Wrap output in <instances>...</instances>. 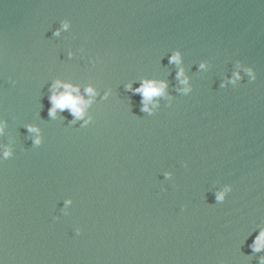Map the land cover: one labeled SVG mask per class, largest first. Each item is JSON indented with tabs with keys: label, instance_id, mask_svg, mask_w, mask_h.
<instances>
[{
	"label": "water",
	"instance_id": "95a60500",
	"mask_svg": "<svg viewBox=\"0 0 264 264\" xmlns=\"http://www.w3.org/2000/svg\"><path fill=\"white\" fill-rule=\"evenodd\" d=\"M0 122V264H261L264 0H0Z\"/></svg>",
	"mask_w": 264,
	"mask_h": 264
},
{
	"label": "clouds",
	"instance_id": "9594fccd",
	"mask_svg": "<svg viewBox=\"0 0 264 264\" xmlns=\"http://www.w3.org/2000/svg\"><path fill=\"white\" fill-rule=\"evenodd\" d=\"M63 28L68 27V22H63ZM60 29H57L56 34H59ZM170 62H180V53L176 52L170 57ZM203 67V65H201ZM240 68L241 64L237 62L236 66V72L231 77V83L235 84L236 81L240 78ZM244 71L249 73L252 76V79H255V73L253 72V69L251 67H245ZM178 77L180 78L181 83L187 85V77L184 76V69L181 68L179 72L177 73ZM227 82V81H226ZM62 82L57 80L55 81L51 86V95L49 97V100L51 102V107L49 108V115L55 116L57 110H63L65 108H68L74 118H83L85 115V109L86 107L91 103L92 97L89 96V99L85 100L81 95H79V87L73 86L70 84H63L64 91H60ZM128 87L131 89V85H128ZM166 87L165 82H155V81H144L141 83L140 87L132 89L133 92H138L142 94V101H146L147 99L161 95ZM189 89L186 87L183 89V91L187 92ZM87 93H93L94 89L89 86L85 89ZM75 93V94H74ZM107 95V93L105 94ZM144 109L147 110V104L144 103ZM92 117L89 116L87 120L84 121L85 124L88 123L89 120H91ZM4 128V122H0V132L3 131ZM29 131H37V129L34 126H29ZM35 143H40V138L37 137ZM11 154V149L7 146L4 147L3 155L5 157H8ZM221 191L217 195V199L221 200L223 199L225 192ZM68 203H71L69 200ZM81 229L79 227L76 228V232L79 233ZM253 251H260L261 249H264V229H262L259 234L255 237L252 245H251ZM261 264H264V257H261Z\"/></svg>",
	"mask_w": 264,
	"mask_h": 264
}]
</instances>
